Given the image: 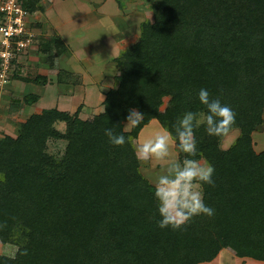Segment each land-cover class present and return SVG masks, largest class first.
<instances>
[{"label":"trees","instance_id":"16d2710c","mask_svg":"<svg viewBox=\"0 0 264 264\" xmlns=\"http://www.w3.org/2000/svg\"><path fill=\"white\" fill-rule=\"evenodd\" d=\"M38 1L18 0L30 13L42 10ZM145 1L152 20L114 58L115 84L99 113L82 119L81 105L42 109L15 136L0 137V242L16 247L14 256L0 254V264H199L222 249L264 261V150L255 152L251 138L263 122L264 0ZM46 39L39 35L36 47L54 67L68 47L59 35ZM72 75L60 69L57 80L75 85ZM10 79L47 82L26 76L20 59ZM201 87L234 108L239 134L223 149V136H209L203 125L195 130V158L215 168L214 185H203L215 215L162 229L134 139L152 119L173 130L185 110L199 118L206 111L196 96ZM23 98L31 105L39 95ZM129 108L143 112V122L124 133L128 142L113 145L104 129L121 132ZM50 140L66 142L62 153L49 152Z\"/></svg>","mask_w":264,"mask_h":264},{"label":"rangeland","instance_id":"374dc122","mask_svg":"<svg viewBox=\"0 0 264 264\" xmlns=\"http://www.w3.org/2000/svg\"><path fill=\"white\" fill-rule=\"evenodd\" d=\"M38 3L41 5L42 10L33 12L31 21L34 24H39V32L42 38H47L46 40L50 41L51 37L59 35L56 33V27L50 23L51 21L48 18L50 16L49 10L52 8L60 10L64 6V8L62 7V14L64 13V15L57 14L58 21L56 25L65 33L64 35L67 37V40L83 41L85 48H87L86 51L89 54L86 56H83V54H79L78 56L74 55L69 59L70 63L74 64L73 68L80 74L72 73L73 75L70 77L71 82L75 81L76 84L71 85L70 83L64 84L62 80L57 82L54 75L58 72L56 69L58 66L55 64L54 67H50L43 52H38L36 47L31 48L33 51L31 49L27 51L25 62H23L26 76L34 78L36 74H41L46 76L47 81L49 77L50 82L43 85L34 84L33 82H17L19 80L10 79L9 83L0 90V137L10 134L15 136L17 126L27 118L31 107L35 111H38L42 106L46 108L54 107V104L52 105L49 102L62 94L79 93L76 98L77 103H80L79 106H82L81 111L85 112L84 116L87 119L91 118L99 110L101 111L102 94L105 93L106 89L113 87L115 84L114 75L116 74L117 68L114 60L111 59L115 54L114 52L118 49L121 51L135 42L140 34L141 22L146 19L152 20L150 4L145 0H39ZM104 4L108 5L105 7L107 10L103 13L104 9L101 8ZM90 47H94L98 59L93 58ZM54 52L52 53L54 54ZM68 54L72 55L70 50L66 51L63 55L68 56ZM92 58L94 62L91 61ZM53 61L56 63V56ZM12 81L16 82L11 83ZM20 83H25L27 86L30 84L33 85V90L29 91L27 87L21 89L19 87ZM99 83L98 89L93 87ZM76 86H78L77 89H80L79 86H85V90L77 92ZM31 93H37L40 96V100L28 106L22 101V98ZM16 100L19 101L20 106L18 107L19 110L13 113L12 102ZM167 100V97L164 98L162 108L167 103ZM262 119L263 122L260 127L251 134L255 152L264 150V111L262 113ZM156 122V120L153 121L152 127L147 126V124L145 125L147 128L141 135L140 140L151 137L159 131ZM148 125H150V122ZM55 127L58 130L64 131L65 124L63 122H57ZM238 132V129L231 130L228 139L232 138L231 141H234L233 137ZM136 139L135 145L138 142V138ZM221 142L220 145L222 144ZM65 144L66 142L64 140H50L48 142L49 152L60 154ZM226 144L228 145L227 141L224 145ZM177 151L178 149L172 148L174 155ZM200 161L203 162V160ZM141 167L142 170L140 171L141 173L143 172L142 175L149 168L150 171H153L155 177L163 172L162 165L161 168H158V164L152 159L142 161ZM223 250L224 252L220 259L199 264H264V261H257L249 257L239 258L228 249ZM15 252V246L0 242V254L14 256ZM226 252L229 254V257L225 256L226 258L223 259Z\"/></svg>","mask_w":264,"mask_h":264},{"label":"clouds","instance_id":"9594fccd","mask_svg":"<svg viewBox=\"0 0 264 264\" xmlns=\"http://www.w3.org/2000/svg\"><path fill=\"white\" fill-rule=\"evenodd\" d=\"M196 96L206 109L199 118L196 112L185 110L173 124V130L161 127L153 136L141 139L135 145L139 160L152 159L163 168L162 174L154 181L153 193L160 217L157 224L162 229H180L194 216L215 215V209L205 203L203 192V185H214L215 168L211 162H201L195 158L199 152L195 130L203 125L209 136L228 135L236 123L237 114L230 105L213 97L207 88L201 87ZM143 119V112L129 108L122 131L115 132L113 127H106L104 133L111 144L124 145L129 141L124 133L140 126ZM174 146L178 152L186 154L183 160L173 154ZM3 179V174L0 173V180Z\"/></svg>","mask_w":264,"mask_h":264},{"label":"crops","instance_id":"0c3cea01","mask_svg":"<svg viewBox=\"0 0 264 264\" xmlns=\"http://www.w3.org/2000/svg\"><path fill=\"white\" fill-rule=\"evenodd\" d=\"M106 5H108V4H104L103 5V7L101 8V9H104V11H103V13L107 10L105 7H106ZM61 6H62V4H61ZM63 8H64V6H62ZM62 7H61V9L60 10H55V9H51V10H49L50 11V16H48V18L50 19V23L54 26V27H56V33L57 34H59V36L61 37V39H62V42L68 47V49H67V51H71V53H72V55L70 54H68V56L67 55H63L65 52H63L61 55H59V56H56V58H57V61H56V65L58 66L56 69H57V71L58 70H60V69H62V70H64V71H67V72H71V73H77V74H79V72L78 71H76L75 70V68H73L74 67V64H72V63H70V58L71 57H73L74 55H76V56H78L79 54H83V56H86V55H88L89 53H87V51H86V49L87 48H85V45H84V42L83 41H79V42H77V41H75V40H67V37L64 35L65 33H63L60 29H59V27L56 25L57 24V21H58V19H57V17H58V15H64V13L62 14V11H63V9H62ZM100 12H102V11H100ZM58 14V15H57ZM101 15V14H100ZM35 27V26H34ZM36 30H38V32H39V27H36ZM41 33L39 32V35H40ZM78 38V37H77ZM37 40V39H36ZM71 44H73V45H71ZM34 47H36V43H34V45H33V48ZM32 48V49H33ZM31 49V50H32ZM36 50H37V47H36ZM90 50H91V53L93 54V58H96V59H98L97 58V54H96V50L94 49V47H90ZM33 51V50H32ZM38 51V50H37ZM119 52H120V49H118L116 52H114L115 54L112 56V60H114V58L119 54ZM94 55H95V57H94ZM82 57V56H81ZM111 57V56H110ZM93 58H92V62H94L93 61ZM20 61H21V63L22 64H24L23 62H25V56H23L22 58H20ZM55 66V65H54ZM80 75V74H79ZM55 76V79L57 80V74H55L54 75ZM50 79H49V77H48V81L46 82V84L48 83V82H50L49 81ZM55 80V81H56ZM16 81H12L11 83H15ZM17 82H20V81H17ZM57 82H58V80H57ZM82 83V82H81ZM45 84V85H46ZM72 85V84H71ZM100 85V83L99 84H97V85H95V86H93V87H96L97 89H98V86ZM19 87H21V89H25V87H27L28 89H29V91H32L33 90V85H26L25 83H20V85H19ZM42 87H44V86H42ZM84 87L85 86H79V88L80 89H77L78 88V86H76L75 88L77 89H75L77 92H79L80 90H82V91H84L85 89H84ZM26 88V89H27ZM102 88H103V86H102ZM103 89H105V88H103ZM109 89V88H108ZM108 89H106L105 90V92L108 90ZM71 92V91H70ZM37 94V93H36ZM79 93H76V92H72V94L71 93H67V94H62V95H60V96H58V97H56V98H54V100H52L51 102H49L50 104H54V107H51V108H56V109H59V110H63V111H68V112H74L76 109H77V107L79 106V104L77 103V95H78ZM103 99H104V94H102V101H103ZM38 100H40V96H39V98H38ZM102 101H101V103H102ZM12 104H13V108H12V112L13 113H16L17 112V110H19L18 109V107L20 106L19 105V102H17V101H15V102H12ZM75 104V105H74ZM32 105V104H31ZM28 106H30V105H28ZM74 108H73V107ZM75 106H76V108H75ZM85 108V107H84ZM42 109H49V108H46V107H44V106H42V107H40L39 108V110L38 111H35V110H33L32 109V107L30 108V110H29V113H28V116L27 117H29L31 114H33V113H37V112H40ZM100 111V110H99ZM99 111L97 112V113H99ZM97 113H95V114H97ZM85 112L84 111H81L80 110V112H79V116L82 118V119H87L85 116ZM153 121H155V119H152L151 121H150V125H148L147 124V126H150V127H152V125H153ZM157 121V120H156ZM158 122V121H157ZM156 122V125H157V127H158V130H160V128H161V125L159 126L158 125V123ZM147 127L145 126V127H143L141 130H140V132H139V134H138V136H137V138H138V141L140 140V138H141V135L144 133V131H145V129H146ZM238 134H239V132L237 133V135H235V137H233L234 139L233 140H235L236 139V137L238 136ZM11 135V134H10ZM11 136H13V135H11ZM229 138V134L228 135H225V136H223V138H222V144L220 145L221 146V148H223V149H225V148H228L230 145L229 144H231L233 141H231L232 140V138L231 139H228ZM135 140H137V139H134V145H135ZM227 141V143H228V145L226 144V145H224V143ZM174 149H176L175 148V146H174ZM176 156H177V158L178 159H180L179 158V154H178V151L176 152V154H175ZM139 162H140V170H142V167H141V165H142V161L141 160H139ZM156 164H158V168H161V164H159V163H157L156 162ZM157 168V167H156ZM143 173V172H142ZM144 175V177H146L147 179H148V181L151 183V185H153L154 186V181H155V179H153V178H156L155 177V175H154V173H153V171H150V168L149 169H146V173H144L143 174ZM224 252V250L222 249L220 252H219V254L216 256V258H214L212 261H214L215 259L216 260H218V259H220L221 258V256L223 255L222 253ZM225 256H227V257H229V254L226 252L225 254H224V257H223V259H225L226 257Z\"/></svg>","mask_w":264,"mask_h":264},{"label":"built area","instance_id":"2783aa9c","mask_svg":"<svg viewBox=\"0 0 264 264\" xmlns=\"http://www.w3.org/2000/svg\"><path fill=\"white\" fill-rule=\"evenodd\" d=\"M31 17L18 0H0V90L10 81L13 61L25 56L38 37Z\"/></svg>","mask_w":264,"mask_h":264}]
</instances>
